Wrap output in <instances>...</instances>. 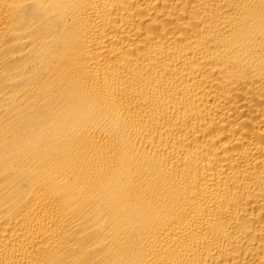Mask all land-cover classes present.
<instances>
[{"label": "bare ground", "instance_id": "1", "mask_svg": "<svg viewBox=\"0 0 264 264\" xmlns=\"http://www.w3.org/2000/svg\"><path fill=\"white\" fill-rule=\"evenodd\" d=\"M0 264H264V0H0Z\"/></svg>", "mask_w": 264, "mask_h": 264}]
</instances>
